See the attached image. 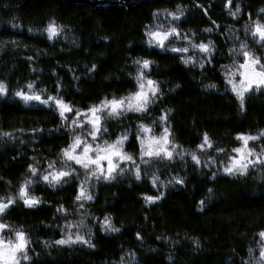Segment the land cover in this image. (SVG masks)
Returning <instances> with one entry per match:
<instances>
[{
	"label": "trees",
	"instance_id": "16d2710c",
	"mask_svg": "<svg viewBox=\"0 0 264 264\" xmlns=\"http://www.w3.org/2000/svg\"><path fill=\"white\" fill-rule=\"evenodd\" d=\"M178 5L184 15L173 20L169 13L179 15ZM237 5L241 11L233 17ZM260 9L264 0H0V81L8 87L7 96L0 95V200L16 198L0 221L12 232L22 229L28 234L34 264H256L257 234L264 230V166L250 169L247 176H230L214 171L215 164L157 159L141 167V180L131 172L111 182L92 180L93 199L75 201L85 178L78 165L70 162L78 178L74 174L69 183L52 186L40 178L50 169L49 162L62 166L61 151L72 137L67 127L71 116L62 121L54 104L24 103L13 93L28 91L27 84L34 82L37 92L47 90L43 99L59 95L73 109L84 110L105 97L134 92V61L147 59L152 63L145 72L159 83L162 96L146 114L103 119L108 132L102 138L113 141L127 132L124 148L135 153L138 125L151 124L158 132L159 117L166 114L162 123L174 143L193 151L207 133L213 148L197 153L201 162L222 159L238 146V134L264 130V91L247 96L241 110L224 75L225 66L242 61L230 49L239 51L244 41L254 53L261 49L244 27L251 29L256 20L264 23ZM53 20L64 31L49 40L43 30ZM158 25L161 30L176 27L179 38L172 36L162 49L149 46L146 31ZM207 28L212 31H204ZM209 40L215 45L211 62L191 46ZM172 47L188 51L173 52ZM189 56L195 63L185 65L182 57ZM93 64L96 69L89 71ZM209 84L216 87H205ZM250 147L260 152L264 138L251 141ZM29 165L37 168L36 175ZM153 173L159 176L156 187L150 181ZM173 177L184 183L169 184ZM29 179V195L41 200L33 208L18 199ZM161 193L160 200L146 203L144 196ZM105 216L119 232L101 230ZM70 223L86 238L91 229L95 246L56 245Z\"/></svg>",
	"mask_w": 264,
	"mask_h": 264
},
{
	"label": "snow or ice",
	"instance_id": "6c2138e0",
	"mask_svg": "<svg viewBox=\"0 0 264 264\" xmlns=\"http://www.w3.org/2000/svg\"><path fill=\"white\" fill-rule=\"evenodd\" d=\"M229 3H231V0H229ZM177 10L179 11V15L176 13H169L173 20H177L180 16L184 15L183 11L180 10L179 5L177 6ZM240 11V6L237 5L236 11L230 14L233 17H236ZM260 12H264V9H260ZM155 15L157 14L153 13V16ZM161 27L162 26L158 25L155 29L149 28L148 31H146V36L148 37L147 43L149 46L155 45L164 48L165 41L169 37L176 36L179 38L180 33L176 27L164 31L160 30ZM244 27L246 32H250L256 45L264 46V23H261L260 20H256L253 22V27L251 29L248 28V25H245ZM29 31H31V29H29ZM43 31L47 33L48 39L52 40L64 31V27L58 25L53 20L49 21ZM204 31L211 32L212 29L207 28ZM191 46L206 53L208 56V62H211V59L214 58L212 54L215 45L212 40H209L206 44L201 42L199 44H192ZM170 50L173 52L184 53L188 51V48L172 47ZM230 54L242 57V62L236 60L233 61V64L236 65V70L234 72L226 70L225 78L228 85H230L231 92L234 93L239 102V107L243 110L247 96L253 92L264 91V56L255 55L254 50L249 47L246 41L240 43L239 51L236 49H230ZM29 59H31V57H29ZM182 62L185 65L195 63L191 56L187 58L182 57ZM134 63L138 65L137 74L134 77L138 90L119 98L116 96H113L112 98L105 97L99 104L90 106L83 113L80 110H76L75 118H73L71 123L67 125L68 130L72 133V137L68 146L61 151L62 167L56 169V162L51 161L49 162L48 167L52 169V171L47 172V174H41L40 176L43 181L52 186L66 184L69 183L74 174H76L78 178L77 170L70 162L79 165L85 172V178L80 181L79 192L75 197V201H90L93 199V196L89 192V185L92 180H95L96 182L101 180L111 182L115 180L118 175H124L126 172H131L136 180L142 179V170L140 164L137 163L136 157H134L133 154L124 151V143L128 140L127 132L118 136L115 141L109 142L108 140H103L102 142H97L98 137L108 132V128L102 122L103 119H118L122 115L126 116L129 112L146 114L150 107L162 96L159 83L148 78L145 72L146 69L150 68L152 62L147 59H137ZM199 66L203 68L204 64L201 63ZM225 68L227 69L228 66H225ZM95 69L96 65L93 64L89 71H94ZM237 76H239L238 80ZM26 87L28 91L19 89L13 93L14 97H19L25 103L36 101L45 106H51V104H54L59 112L61 120H68V117L65 114L73 112V108L70 104L64 101L63 97L59 95H48L46 99H43L42 94L47 91L46 89H41L37 92L35 90L34 82L28 83ZM205 87L215 88L216 85L209 84ZM7 94V85L0 81V95L6 97ZM168 111L170 112L171 109H168ZM103 113H106L107 116L102 117ZM82 115L85 117V121L79 119ZM167 119L168 117L166 114L159 117L160 122H166ZM85 123L90 126V130L87 132V137L91 138V143L84 135L76 134L75 132L76 128L83 129ZM156 123V121H153V125ZM33 131H36V129ZM148 133L153 134L142 135ZM3 135L10 136L11 134L4 133ZM171 135L168 127H164L161 134L157 136L154 134L152 127L142 123L138 125L136 139L140 144V161L143 164H149L153 159L173 161L178 157L179 160L183 162L185 154H187L191 156V160L196 165H200L201 159L196 152L186 153V150L183 149L177 151L181 146L177 145L172 139H170ZM262 138H264V130H261L257 135L238 134L236 139L242 141L243 146L232 149V151L238 155L228 157V163L223 166V172L230 176H247L250 174V169H255L257 165L264 166V147L261 148L259 153H257L255 148L248 147L249 141H256ZM198 148L201 151L213 148V142L207 133H204L203 140L201 144L198 145ZM77 149L82 150L78 152ZM216 151L223 152L224 149L218 148ZM145 157L148 159H145ZM253 157L255 158L253 159ZM213 162L215 161L213 160ZM127 164H131L133 167L128 169L122 166ZM29 170L33 175L37 174L36 167L29 165ZM146 175L147 173H145V176ZM216 175L217 173L213 172L212 178L215 179ZM261 179H264V176H262ZM150 181L152 186L156 187L157 182L159 181V176L153 173L150 177ZM32 183L33 181L31 179L26 180L25 184L20 187L18 192V199L22 200L24 205L29 208L36 207L41 203L40 198L29 195L27 191L28 185ZM168 183L183 184L184 180L183 178L173 177ZM208 191L209 193H212L213 190L210 188ZM162 196L163 193L156 196L146 195L144 196V199L146 203H155L160 200ZM15 203L16 198L11 196L7 198L6 202L0 200V217H3L9 207ZM205 203L204 200L200 201L201 210H203ZM79 207L83 208V203H80ZM62 210L63 205L57 209L58 212ZM80 223L83 224L84 221L81 220ZM9 227L10 226L7 224L0 223V264H24V262L34 264L32 257L29 255V245L31 240L29 239L28 234L22 229H16L11 236H6L3 234V231ZM71 227V224L65 225V229H70ZM100 227L101 230L105 232L120 231L119 228L112 224L111 219L108 216L104 217ZM257 235L260 238V241L258 242L260 251L256 264H264V230H261ZM90 236L91 229H89V238H86L79 233H76L73 237V234L69 231L66 237L56 240L54 243L61 246L82 243L89 247H94L95 245L92 243ZM137 238L141 239L139 233H137ZM45 243L46 246H48L47 242ZM194 243L199 246V240H195ZM248 251L251 254L253 249L249 248Z\"/></svg>",
	"mask_w": 264,
	"mask_h": 264
},
{
	"label": "rangeland",
	"instance_id": "374dc122",
	"mask_svg": "<svg viewBox=\"0 0 264 264\" xmlns=\"http://www.w3.org/2000/svg\"><path fill=\"white\" fill-rule=\"evenodd\" d=\"M261 22V21H260ZM261 23H263V22H261ZM161 30V29H160ZM161 31H164V30H161ZM172 37V36H171ZM171 37H169V38H171ZM168 38V39H169ZM167 39V40H168ZM167 40L165 41V43L167 42ZM158 47V46H157ZM158 48H160V47H158ZM260 50H258L257 52H255L254 54L255 55H257V56H264V46H260ZM160 49H162V48H160ZM242 62V61H241ZM226 70H230V71H235L236 70V65H234V66H232V67H230V68H227ZM226 70H224V75H225V71ZM226 79V78H225ZM239 79V76H237V80ZM226 82H227V80H226ZM227 86H228V89L231 91V88H230V85H228V83H227ZM138 90V88H136V90L135 91H137ZM134 91V92H135ZM24 102V101H23ZM30 102H35V101H30ZM30 102H28V103H30ZM25 103V102H24ZM88 109V108H87ZM87 109H84V110H80L82 113L85 111V110H87ZM76 110L77 109H73V112H71V113H66L65 115L66 116H71V120L73 119V118H75V112H76ZM105 116H107V114L106 113H103L102 114V117H105ZM79 119L81 120V121H85V117L82 115V116H80L79 117ZM102 122H103V120H102ZM71 123V122H70ZM145 125H148V126H150L151 124H145ZM160 130L158 131V132H154V134L155 135H157V136H159L160 134H161V132H162V130H163V128L164 127H167L165 124H163L162 122H160ZM151 127V126H150ZM90 130V126L89 125H87L86 123H85V127L83 128V129H80V128H76L75 129V132H76V134H82V135H84L87 139H88V141L91 143L92 141H91V138L90 137H87V132ZM153 133H148V134H142V135H152ZM258 133H256V134H251V135H257ZM103 140H105V139H103L102 138V136H100V137H98V140H97V142H102ZM116 140V139H115ZM115 140H113V141H115ZM109 142H112V141H109ZM250 142L251 141H249V145H248V147L249 148H251L250 147ZM95 146V145H94ZM243 146V142L242 141H239V144H238V146L237 147H242ZM124 147H125V143H124ZM237 147H235V148H237ZM181 149H183V148H178L177 149V151H180ZM234 149V148H233ZM82 149H77V151L79 152V151H81ZM183 150H186V153H190V152H196V154L199 152V153H203L204 151H201L199 148H196V149H194L193 151H188L187 149H183ZM124 151L125 152H127L126 150H125V148H124ZM127 153H130V152H127ZM139 153H140V144H139V141H138V149H137V151L135 152V153H130V154H133L134 155V157H136V160H137V163H139L140 164V167H144L145 165H149L151 162H153V161H157V159H153L149 164H143L141 161H140V159H139ZM257 153H259L258 151H257ZM236 155H238L237 153H235V152H233L232 150H229L228 152H226L225 153V155L223 156V158L222 159H218V160H216V158H213L214 159V161L215 162H213L212 161V159H207V160H205V162H201V164H205V165H212V164H215V170L214 171H217L218 173H224L223 172V166L224 165H226L227 163H228V157L229 156H236ZM200 157V156H199ZM178 158V157H177ZM184 158H188V159H190L191 160V156L190 155H187V154H185V157ZM255 157H253V159H254ZM145 159H148L147 157H145ZM163 161H166V162H168L167 160H163ZM73 164H74V162H72ZM105 164H106V162H105ZM79 166V165H78ZM123 167H126V168H128V169H131L133 166L131 165V164H127V165H122ZM62 167V166H61ZM61 167H59V168H56V169H60ZM80 167V166H79ZM83 170V169H82ZM52 171V169H48V170H46V172H45V174H47V172H51ZM84 171V170H83ZM225 174V173H224ZM4 202H6V201H4ZM0 223H2L1 221H0ZM71 225H72V227L67 231V233L66 234H68V232L70 231L72 234H73V237L75 236V234L76 233H79L80 235H82V233L77 229L76 230V226H74V224L73 223H70ZM3 234L4 235H6V236H11L12 234H13V232L12 231H10L9 230V228H6V229H4V231H3ZM67 236V235H66ZM66 236H64V237H66ZM257 238H258V242L260 241V238H259V236L257 235ZM259 251H260V249H259V244H258V257H259Z\"/></svg>",
	"mask_w": 264,
	"mask_h": 264
}]
</instances>
